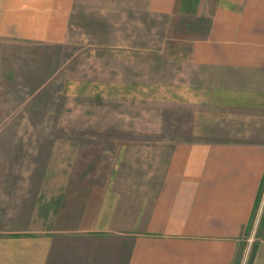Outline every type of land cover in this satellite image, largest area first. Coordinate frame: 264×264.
Wrapping results in <instances>:
<instances>
[{"label": "crops", "instance_id": "crops-1", "mask_svg": "<svg viewBox=\"0 0 264 264\" xmlns=\"http://www.w3.org/2000/svg\"><path fill=\"white\" fill-rule=\"evenodd\" d=\"M4 41L90 51L61 72L58 119L25 100L42 121L0 131L115 130L73 117L156 105L185 108L189 137L0 155V264H264V237L244 254L264 176V0H0Z\"/></svg>", "mask_w": 264, "mask_h": 264}, {"label": "rangeland", "instance_id": "rangeland-1", "mask_svg": "<svg viewBox=\"0 0 264 264\" xmlns=\"http://www.w3.org/2000/svg\"><path fill=\"white\" fill-rule=\"evenodd\" d=\"M89 49L82 43L45 46L23 42H0V60H13L17 64L14 65L13 69L12 67H4L1 70L4 75L0 76L2 77L0 90L4 91L1 95L2 98L0 97V121L26 122L32 116L36 121H42L43 115L41 116V114L37 113L33 115V112H26L31 106L29 107L26 104L21 105V107L17 106L16 103L25 100H28L30 104L38 103L39 108H36L42 112L47 109L52 110V113L47 115V122L51 123L58 119V112L63 109V103L65 102V99L59 94L61 72L64 73L70 70L71 64H73L72 61L77 58L78 54L88 53L90 51ZM39 61L42 63H39ZM47 77L51 79L41 89L42 95L39 94L35 97H29V94L34 89H37ZM12 78L17 80L15 84L11 83ZM89 106L84 105V107ZM79 108L85 111L82 107ZM126 108L128 107L121 106V104L109 107L107 105L106 108L104 106L99 109L100 112H103L100 115L88 113L84 117L83 114L73 117L74 121L78 119L84 122L83 124L88 125V127L93 126L91 122L95 121L100 122L98 124L99 126H113L116 128L115 130H2L0 131V155L16 157L39 156L47 151L50 140L60 137L77 138L80 135H94L106 139L108 144L107 149L109 151V153H106V156L116 154L120 149L119 145L124 141L152 142L157 139L174 141L175 139L189 137L187 130V110L185 108L180 110L181 114L179 115L175 114L177 110L174 111L171 106H132V114L124 116L121 112L126 110ZM90 109L93 110L92 107ZM143 109H147L146 115L143 114ZM157 111H162V115L155 113ZM108 112H116V114ZM134 112H142V114H135ZM69 119L71 118L69 117ZM124 124L128 127H124ZM159 127L160 130L156 129ZM125 128L132 129L127 130ZM8 165L12 168L16 163L13 160ZM261 237H264V176L250 223L245 229V255L254 249L258 238ZM56 264L60 263L57 262ZM241 264H246V260L244 259Z\"/></svg>", "mask_w": 264, "mask_h": 264}]
</instances>
